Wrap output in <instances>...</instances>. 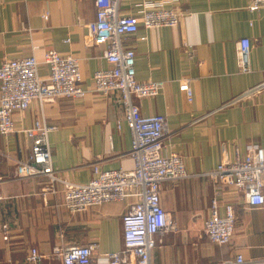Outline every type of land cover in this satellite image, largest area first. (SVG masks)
Listing matches in <instances>:
<instances>
[{
    "label": "crops",
    "instance_id": "crops-1",
    "mask_svg": "<svg viewBox=\"0 0 264 264\" xmlns=\"http://www.w3.org/2000/svg\"><path fill=\"white\" fill-rule=\"evenodd\" d=\"M141 1L119 0L120 12L135 14ZM248 2L179 0L177 26L139 27L121 38L124 47L135 50L136 79L164 83L156 96L135 102L143 115L165 116L163 154L180 155L190 174L161 186V204L177 231L162 236L150 253V264L212 263L236 254L245 260L264 258V206L252 208L241 191L201 175L217 165L223 152L233 158L235 148L240 153L254 144L264 148V91L221 108L264 82V10L251 12ZM94 18L93 0H0V64L28 56L40 60L50 49L71 54L86 90L78 98L33 100L28 109L13 113L15 132L0 134V264H27L31 247L45 256L41 264H59L50 256L55 246L92 243L95 264H105V254L122 245L121 218L134 197L71 213L63 205L62 184L16 174L17 164L30 154L31 140L24 130L35 121L53 128L47 134L52 166L68 182L89 181L94 167H133L120 95H102L93 87L92 74L111 67L103 46L87 36V24ZM241 38L251 44L247 73L236 64ZM38 73L46 76L47 68L40 65ZM184 80L190 82L191 101L179 90ZM213 196L221 211L226 203L235 209L233 237L225 245L208 239L203 245L194 236L203 231Z\"/></svg>",
    "mask_w": 264,
    "mask_h": 264
},
{
    "label": "built area",
    "instance_id": "built-area-1",
    "mask_svg": "<svg viewBox=\"0 0 264 264\" xmlns=\"http://www.w3.org/2000/svg\"><path fill=\"white\" fill-rule=\"evenodd\" d=\"M95 18L87 24V36L92 44L103 46V57L111 65L92 74L95 92L120 95L124 109V123L131 136L129 155L133 160L130 170L93 168L92 178L85 183H72L64 179L52 166L47 134L53 129L39 121L26 128L31 140L28 158L16 166L19 177L44 176L50 183L63 186V205L71 213L109 202L135 200L129 204L121 218L122 245L105 254V264H150V253L160 237L176 230V224L161 204L160 190L165 182H176L190 174L182 157L176 153L163 154L164 138L168 134L165 116L143 115L137 99L154 97L163 88L162 81H138L135 75V50L124 47L121 38L134 34L139 27H175L181 12L179 0H142L137 12L123 14L119 0H93ZM169 4V5H167ZM251 12L264 10V0H249ZM45 17V16H44ZM250 40L241 38L236 45V64L240 72L250 71ZM40 65L47 68L46 76L38 73ZM188 101L193 92L189 80L179 84ZM264 91V82L249 87L241 94L222 104L221 108ZM77 58L46 50L39 60L34 56L7 59L0 64V134L15 132L13 113L29 108L33 100L51 102L57 98H78L85 95ZM119 127V124H118ZM216 184L232 186L241 191L244 202L252 207L264 206V148L250 145L240 153L234 149L233 158L223 152L217 165L201 174ZM235 209L231 203L221 205L216 196L209 204L203 233L213 244L225 245L233 237ZM7 239L6 225L2 226ZM95 244L55 246L52 254L59 264H95ZM45 259L36 248L26 254L27 264H41ZM207 264H264V258L245 260L241 254Z\"/></svg>",
    "mask_w": 264,
    "mask_h": 264
},
{
    "label": "rangeland",
    "instance_id": "rangeland-1",
    "mask_svg": "<svg viewBox=\"0 0 264 264\" xmlns=\"http://www.w3.org/2000/svg\"><path fill=\"white\" fill-rule=\"evenodd\" d=\"M177 231V227H176V230H174V231H172V232H168V233H166V234H173L174 232H176ZM195 236V240H198V242L199 243H201V244H206V243H208L209 241L207 240V238H206V236L204 235V233H203V231L202 230H200L196 235H194ZM162 239H163V237H160V242H159V244H161V242H163L162 241ZM198 262H200V261H198ZM208 262H202V263H197V264H207Z\"/></svg>",
    "mask_w": 264,
    "mask_h": 264
}]
</instances>
